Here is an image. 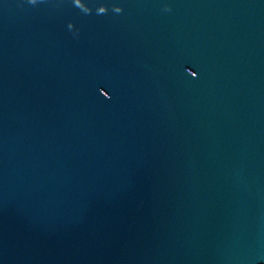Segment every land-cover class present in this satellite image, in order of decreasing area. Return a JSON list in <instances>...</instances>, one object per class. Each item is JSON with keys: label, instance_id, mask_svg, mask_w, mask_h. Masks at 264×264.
<instances>
[{"label": "water", "instance_id": "1", "mask_svg": "<svg viewBox=\"0 0 264 264\" xmlns=\"http://www.w3.org/2000/svg\"><path fill=\"white\" fill-rule=\"evenodd\" d=\"M0 264H264V0H0Z\"/></svg>", "mask_w": 264, "mask_h": 264}]
</instances>
